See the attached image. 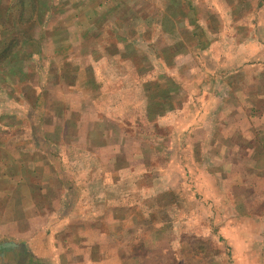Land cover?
<instances>
[{
  "label": "rangeland",
  "instance_id": "obj_1",
  "mask_svg": "<svg viewBox=\"0 0 264 264\" xmlns=\"http://www.w3.org/2000/svg\"><path fill=\"white\" fill-rule=\"evenodd\" d=\"M11 36L34 45L0 65V220L15 208L4 192L15 181H5L1 160L24 142L52 158L57 179L51 172L39 179L62 185L38 210L64 220L65 231L108 234L123 264H264V177L254 178L261 192H227L234 163L255 169L264 161L233 154L231 137L206 142L230 130L244 145L258 137L264 96L248 91L239 105L221 99L204 123L200 105L215 101L201 100V88L225 96L230 89L197 80L202 58H220L223 41L264 40V0H0V51ZM252 57L253 77L241 83L259 92L263 49ZM237 105L243 111L233 114ZM208 116L211 130L196 128ZM90 250L99 259V242Z\"/></svg>",
  "mask_w": 264,
  "mask_h": 264
},
{
  "label": "crops",
  "instance_id": "obj_2",
  "mask_svg": "<svg viewBox=\"0 0 264 264\" xmlns=\"http://www.w3.org/2000/svg\"><path fill=\"white\" fill-rule=\"evenodd\" d=\"M235 32L237 33V28ZM242 41L243 42L240 43L239 41L228 42L225 40V42L223 41V43L220 44V47L223 50V55L220 58L211 57L208 56V54L202 58L205 61V64L202 66L203 74H201V78L197 77V80H218L217 82H224L227 84L230 91L226 93L225 96L221 91L216 92L217 90L215 91L214 88H201V92L198 93L200 94L201 100L207 98L206 101H208L211 97L212 100L215 101L213 108H207L208 105L205 103L200 105V110L198 111L202 114L205 113L201 116V122L205 123L206 114H214V112H216L219 108L221 99L222 102H224L225 99V105H227L228 102L229 104L232 102L231 97H233L236 100L235 103L239 105L241 101L245 102L248 97V91L253 96H264L263 89L259 92L250 91L252 90V81H249L250 84L242 85L241 83L242 75L245 77V81L246 79L253 77V71L251 72L250 66L255 65L252 62L255 57H252V53H256L258 49H263L264 51V40L262 42H254L253 39L247 41L246 39H243ZM236 43H239L237 45L239 47L237 51L235 49ZM213 46L214 44L211 47ZM162 61L163 63L165 62L164 60ZM208 61L211 62L212 67H208ZM148 63L152 64V66H157L160 62L153 59L152 61H148ZM217 67L218 69H216ZM242 69L246 74H239ZM117 74L118 73L116 72L115 75L118 76ZM255 76H257V74ZM251 80H255V77ZM116 81L119 80L116 79ZM32 86L33 85H30V87ZM236 88L241 90L236 92ZM36 90L39 98H41V95H46V93L43 94V89L38 85H36ZM235 94L237 95L239 102L236 99ZM214 98H218V100H214ZM238 105L231 107L233 114L237 109L238 114H240V111H243ZM244 107L249 106L244 104L243 108ZM261 113L262 115L260 117L264 119V107L261 110ZM210 119L211 116H208V119L206 120L208 122L206 125L203 123L199 124V122L198 124L196 123V128L201 127V129H210ZM234 123L235 125L233 124L234 128L232 129H239L241 122L238 116H235ZM254 129L258 132L259 136L245 138L247 142L245 145L243 144L242 139L240 140V138H237L236 136L233 138L231 130L227 135L223 134L221 138L216 135L213 137L211 136L206 142L210 140L211 144L214 145L218 143V140L216 139L218 138L219 142L227 143V138L231 137L233 140L230 139L231 141L229 143L236 146L233 149V154L238 157L241 155L249 157V162L251 163L255 162L257 158L258 162L261 160L264 161V127L256 126ZM207 134L210 135V132ZM25 140L28 141L27 138H25ZM33 141L40 146L38 142H45L47 139H33ZM25 145L26 144L23 142L19 151L13 154L14 156L8 154V156L3 157L1 160V164L4 165L2 175L5 178V181H15V187L13 190L4 191L6 197L9 195L6 203L15 208L11 210L10 214L4 221L0 220V264H123L121 257L123 253L121 252L119 254L117 248L114 252L112 249L109 250L110 247L107 244L108 234L97 232L93 234L92 237V231L88 229L90 224L88 225V230L84 229L85 231H79L78 233L71 232L70 230L65 231V229L63 230L61 227V225L64 224V220L58 222L57 219L47 217L43 212L38 210L43 207L42 201L46 195L55 190L58 192L61 191L62 185L52 186L50 183L39 179V172L41 174L51 172L53 179H57V173L53 168L51 169L52 165L49 163L52 162V158L50 159L47 157L43 150L34 151L31 149V152H28V150L24 148ZM67 159L68 157H61L60 161ZM8 164L11 166L10 168H8ZM35 164H37L38 167H35ZM234 167V173H229L228 175L232 176L233 185L235 184V186L231 185L227 192L234 193L235 198H237L239 193L249 194L251 191L261 192L260 186H262V181H255L254 178L264 177V167L253 169V167L248 166L246 168L245 165L239 166L238 163L237 166L234 163ZM52 176L47 175L45 177ZM16 181L20 182L19 186L16 184ZM17 192L19 195L15 194ZM237 203H239L238 200L235 201L234 208H241V204ZM70 219L72 220V218ZM57 235L60 236L57 237ZM97 242H99L100 245L101 255H99V259L97 258L93 261L91 258L93 251H89V247ZM93 254H95V252H93Z\"/></svg>",
  "mask_w": 264,
  "mask_h": 264
},
{
  "label": "trees",
  "instance_id": "obj_3",
  "mask_svg": "<svg viewBox=\"0 0 264 264\" xmlns=\"http://www.w3.org/2000/svg\"><path fill=\"white\" fill-rule=\"evenodd\" d=\"M22 17H25L23 16L22 14L18 15L17 16V23L18 24H25L26 21L24 19H22ZM30 16H28L27 21L29 20ZM20 41H23V40H20L19 37L17 36H11L9 37V39L7 40V43L5 44V47L3 48V50L0 51V65H2L4 63V61L6 59H8L15 51L21 49V50H25L26 52H29L31 50V48L33 47V42L32 39H28V40H25V46H30V47H22V46H19V43Z\"/></svg>",
  "mask_w": 264,
  "mask_h": 264
}]
</instances>
